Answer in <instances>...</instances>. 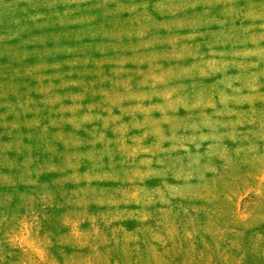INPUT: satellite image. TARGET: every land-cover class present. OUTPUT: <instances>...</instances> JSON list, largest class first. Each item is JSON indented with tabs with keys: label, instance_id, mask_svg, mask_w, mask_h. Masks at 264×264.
Segmentation results:
<instances>
[{
	"label": "rangeland",
	"instance_id": "1",
	"mask_svg": "<svg viewBox=\"0 0 264 264\" xmlns=\"http://www.w3.org/2000/svg\"><path fill=\"white\" fill-rule=\"evenodd\" d=\"M0 264H264V0H0Z\"/></svg>",
	"mask_w": 264,
	"mask_h": 264
}]
</instances>
